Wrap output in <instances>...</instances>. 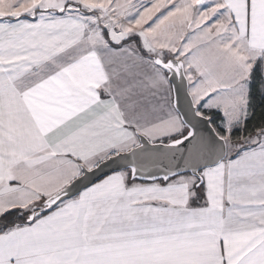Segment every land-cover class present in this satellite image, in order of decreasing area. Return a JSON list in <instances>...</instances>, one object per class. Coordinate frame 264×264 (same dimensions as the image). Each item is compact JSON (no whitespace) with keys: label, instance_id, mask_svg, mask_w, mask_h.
<instances>
[{"label":"snow or ice","instance_id":"snow-or-ice-1","mask_svg":"<svg viewBox=\"0 0 264 264\" xmlns=\"http://www.w3.org/2000/svg\"><path fill=\"white\" fill-rule=\"evenodd\" d=\"M0 264H264V0H0Z\"/></svg>","mask_w":264,"mask_h":264}]
</instances>
